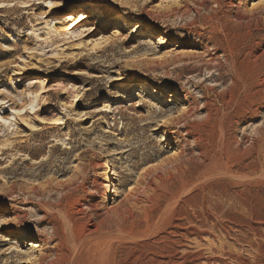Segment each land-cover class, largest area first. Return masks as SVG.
<instances>
[{
  "label": "rangeland",
  "instance_id": "1",
  "mask_svg": "<svg viewBox=\"0 0 264 264\" xmlns=\"http://www.w3.org/2000/svg\"><path fill=\"white\" fill-rule=\"evenodd\" d=\"M0 2H4L0 9V264H13L16 259L52 264L55 242L49 239L48 220L54 214L63 221L52 206L27 195L32 187L47 190L46 200L58 198L67 187H77L76 197L84 209L96 210L98 220H106L119 236L116 245L123 264H147L160 245L174 240L181 241L176 253L189 261L199 258L193 264L219 255L215 250L220 246L224 253L235 250L247 256L248 248L233 246L234 236L225 237L210 224L201 233L182 221L208 192L177 193L181 175L171 171L169 163L178 157L193 158L188 168L195 170L201 164L200 147L193 141L194 130L185 131L183 122L177 127L169 123L174 116L199 123L205 117L204 103L219 107L215 91L221 92L227 84L226 76L224 87L214 82L218 74L214 71H179L194 65L193 57L209 48L197 36L207 30L187 25L196 11L207 15L214 10L221 20L219 28L241 39L250 36L264 52V3ZM49 2L57 6L48 8ZM185 6V16L162 17ZM147 31L153 32L152 37ZM217 57L222 62L220 53ZM137 81L151 90L138 88ZM263 116L240 124L229 135L246 148ZM167 129L175 134H167ZM153 170L164 182L168 179L165 185L149 183L145 173ZM220 182L216 180V187ZM150 210L152 229L129 238L130 228L141 227L138 232H143ZM44 211L46 219L38 223ZM180 234L185 236L178 239Z\"/></svg>",
  "mask_w": 264,
  "mask_h": 264
},
{
  "label": "bare ground",
  "instance_id": "2",
  "mask_svg": "<svg viewBox=\"0 0 264 264\" xmlns=\"http://www.w3.org/2000/svg\"><path fill=\"white\" fill-rule=\"evenodd\" d=\"M3 4L4 2H0V5ZM187 11L185 6L184 10H172V15L165 13L162 17H182ZM215 15L212 9L207 15L196 11V16L187 23L189 26H200L203 31L207 30L197 36L207 41L209 48L204 47L203 53L193 57L194 65H188L179 71H214L218 73L214 82L224 87L226 76L227 84L221 92L215 91L219 107L204 103L205 117L199 123L174 115L169 123L170 126L177 127L183 122L182 128L185 131L196 132L193 141L200 147L198 159L201 164H196L195 170L191 171L188 167L192 165L193 158L178 157L172 159L169 164L171 171L181 175L177 193H189L193 190L208 192L207 195L201 196L198 203H194L192 214L184 215L182 221L191 225L192 230L198 229L201 233L205 232V226L210 224L215 232H220L228 238L234 236L233 246H239L240 249L246 247L249 250L247 256L238 253L239 251L234 252L235 250L224 253L219 245L215 252L220 256L215 255L201 264H264V116L260 127L253 132V137L247 140L246 148L229 135L230 130L240 124L258 120L264 113V52L261 51L260 44L250 36L241 39L223 26L219 28L221 20ZM81 17L83 19V16ZM81 17L78 21L82 20ZM152 34V31H147L146 35L152 37ZM217 53H220L222 62ZM210 78H213V75ZM137 83L138 88L145 92L151 90L150 85L139 81ZM188 84L194 85L192 81ZM166 132L169 135L175 134L168 129ZM162 170L160 172L164 173ZM167 174L171 176L170 173ZM145 175L150 184L158 182L165 185L168 180L164 182L159 171H147ZM216 180H221L218 187L215 185ZM211 181H214V184L208 185ZM77 190V187H67L53 200H46L47 190H39L36 187H32L27 194L38 199V203L44 206H52V210L57 212L63 221L61 223L54 214H51L48 220V225L52 228L49 239L55 242L52 264H123L119 259V246L116 245L119 236L106 226V220H98L96 210L87 212L84 209L81 199L76 197ZM46 216L44 211L38 223H43ZM153 218L151 210L148 214L145 213L143 232H138L141 227L135 231L130 228L126 231L127 236L134 240L150 231L154 226ZM176 228L179 229L180 226ZM184 236L180 234L177 237L180 239ZM180 244L181 241L175 240L163 243L157 247L158 254L149 258L147 264L199 262L198 257L189 261L188 256L176 253ZM131 254L130 251L129 255ZM27 262L16 259L13 264H28Z\"/></svg>",
  "mask_w": 264,
  "mask_h": 264
},
{
  "label": "snow or ice",
  "instance_id": "3",
  "mask_svg": "<svg viewBox=\"0 0 264 264\" xmlns=\"http://www.w3.org/2000/svg\"><path fill=\"white\" fill-rule=\"evenodd\" d=\"M261 2L264 3V0H261ZM56 6L57 5H55V4L51 3V2H49L48 5H47L48 8H53V7H56ZM0 7H3V5H0ZM81 19H82V17H81Z\"/></svg>",
  "mask_w": 264,
  "mask_h": 264
}]
</instances>
